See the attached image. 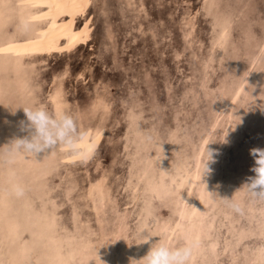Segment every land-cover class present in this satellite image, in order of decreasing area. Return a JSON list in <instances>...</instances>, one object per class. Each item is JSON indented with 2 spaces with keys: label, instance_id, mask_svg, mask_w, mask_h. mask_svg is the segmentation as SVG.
Returning a JSON list of instances; mask_svg holds the SVG:
<instances>
[{
  "label": "rangeland",
  "instance_id": "rangeland-1",
  "mask_svg": "<svg viewBox=\"0 0 264 264\" xmlns=\"http://www.w3.org/2000/svg\"><path fill=\"white\" fill-rule=\"evenodd\" d=\"M89 4L87 42L27 54L47 5L0 0V264H143L145 232L197 241L190 264H264V201L241 189L264 148V0ZM30 106L100 130L91 159L7 157Z\"/></svg>",
  "mask_w": 264,
  "mask_h": 264
},
{
  "label": "clouds",
  "instance_id": "clouds-1",
  "mask_svg": "<svg viewBox=\"0 0 264 264\" xmlns=\"http://www.w3.org/2000/svg\"><path fill=\"white\" fill-rule=\"evenodd\" d=\"M22 108L25 118L18 122V129L23 135L14 136L7 144V157L24 153L37 158L57 148L74 155L81 162H87L94 155L95 144L89 142L88 133L79 128L76 118L70 113H51L40 106ZM12 114L15 115V111ZM148 139L151 140V137ZM208 155L210 160L211 152L208 151ZM250 155L254 160L250 171L254 175L248 178V182L241 189H245L251 199L264 201V148H252ZM207 161L205 171L208 170ZM26 190V186L20 183L11 187L12 194L17 198L23 197ZM223 202L233 213L239 215L245 213L241 202L232 198H223ZM152 237L154 236L145 232L138 244L149 245L146 255L140 259L143 264H190L197 241L185 240L183 244L171 247L167 243L153 242Z\"/></svg>",
  "mask_w": 264,
  "mask_h": 264
},
{
  "label": "bare ground",
  "instance_id": "bare-ground-1",
  "mask_svg": "<svg viewBox=\"0 0 264 264\" xmlns=\"http://www.w3.org/2000/svg\"><path fill=\"white\" fill-rule=\"evenodd\" d=\"M38 1L47 5L48 11L43 15V19L49 20V23L47 28L44 29L42 35L40 34L39 36H35L28 42L25 49L27 54H37L39 52L51 53L54 50H74L75 47L87 42L90 39L92 30L91 25L78 27L80 17L84 18L89 10L90 0ZM81 78L84 79V77ZM56 97L57 95L54 96L55 100ZM60 100H56L57 105ZM94 131L95 132L92 133L90 130L88 139L90 143H94L97 147L102 139L103 133L100 130Z\"/></svg>",
  "mask_w": 264,
  "mask_h": 264
}]
</instances>
